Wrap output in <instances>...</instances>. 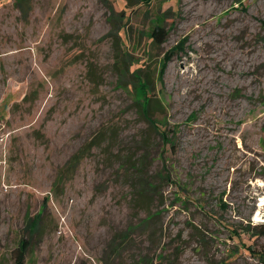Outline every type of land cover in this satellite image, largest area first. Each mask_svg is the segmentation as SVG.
Listing matches in <instances>:
<instances>
[{
	"label": "rangeland",
	"instance_id": "obj_1",
	"mask_svg": "<svg viewBox=\"0 0 264 264\" xmlns=\"http://www.w3.org/2000/svg\"><path fill=\"white\" fill-rule=\"evenodd\" d=\"M261 225L264 0H0V264H264Z\"/></svg>",
	"mask_w": 264,
	"mask_h": 264
},
{
	"label": "trees",
	"instance_id": "obj_2",
	"mask_svg": "<svg viewBox=\"0 0 264 264\" xmlns=\"http://www.w3.org/2000/svg\"><path fill=\"white\" fill-rule=\"evenodd\" d=\"M128 5H130L131 0H126ZM136 2H140L143 4L148 3L150 0H135ZM153 39L154 42L158 45H162L166 42L167 39V33L165 32V30L161 27H156L153 30ZM132 69V66H129L128 71L129 73L132 75V73H137V70H134V72H130ZM127 70H125L126 72ZM153 107H154V98L150 99V102L146 105L143 106L142 104L140 105V115L142 117H144V119L150 124V126L161 135V138L163 140L164 143H169V131L165 128H163L161 125V123L157 122L156 120H154L152 118V111H153ZM80 159V155H76L74 156L68 163L67 165V170L70 171V169H72L76 162ZM142 162L146 163V159L145 157L140 161L139 166L140 167H144L145 164H143ZM131 165L130 169L133 170V174L132 176L137 178L139 181V186L138 189H142V193L139 194V197H147L150 198L153 195V190L155 187H153V182H152V177L148 175V173L146 174L144 171H142L141 169L139 170V166L136 164H133L132 162L129 163ZM73 173H70V175H72ZM63 177L66 178V173H62L60 176V180H63ZM132 177V179H134ZM59 180V181H60ZM180 191H183L181 188H179ZM151 195V196H150ZM40 218H36V219H32L30 221V224L28 226L29 231L31 232V235L39 232L40 230ZM260 228V235L264 236V225L259 226ZM31 248V242L29 239H22L20 240L15 253H14V264H26V258L27 255L29 253V250Z\"/></svg>",
	"mask_w": 264,
	"mask_h": 264
}]
</instances>
